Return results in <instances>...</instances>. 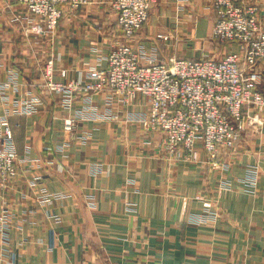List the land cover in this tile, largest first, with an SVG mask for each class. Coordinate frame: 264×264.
<instances>
[{
	"label": "crops",
	"instance_id": "1",
	"mask_svg": "<svg viewBox=\"0 0 264 264\" xmlns=\"http://www.w3.org/2000/svg\"><path fill=\"white\" fill-rule=\"evenodd\" d=\"M253 3L264 7V0H239ZM30 20L16 0H0V94L19 113L8 121L11 149L20 159L17 178L0 190V216L4 209L10 219L0 233V264H264V130L246 132L213 164L200 144L198 161L187 162L183 149L171 155L162 134L135 123L80 121L77 136L85 133L88 141H72L62 160L52 151L65 141L62 123L69 113L60 98H46L35 86L48 61L54 80L79 79L109 53L120 30L109 0L66 9L44 37L27 32ZM213 23L211 0H152L134 47L156 62L173 55L219 59L221 49L210 40ZM36 95L43 98L40 108L21 113V104ZM85 98L77 96L70 113ZM90 99L99 112L111 109L106 94ZM5 105L0 99V116ZM133 111L145 113L142 98ZM25 157L40 160L39 168ZM250 167L258 179L247 190ZM36 172L50 191L72 197L41 206L27 187ZM221 179L232 189L220 190Z\"/></svg>",
	"mask_w": 264,
	"mask_h": 264
},
{
	"label": "built area",
	"instance_id": "2",
	"mask_svg": "<svg viewBox=\"0 0 264 264\" xmlns=\"http://www.w3.org/2000/svg\"><path fill=\"white\" fill-rule=\"evenodd\" d=\"M16 1L33 22L27 32L39 37L56 30L66 9L77 10L86 3V0ZM109 2L120 30V37L109 53L88 65L79 79L72 80H54L52 61H48L41 82L35 86L46 98H60L69 113L62 123L65 141L52 152L65 160V151L72 141L82 144L88 141L85 133L77 136L80 121L135 123L143 130L162 134V146L168 153L183 149L186 161L194 163L199 159L197 144L214 164L222 152L234 150L246 132L263 134L264 7L239 4V0H211L214 23L210 40L221 49V57L185 59L173 55L164 62H156L143 56L133 43L148 20L152 0ZM103 61L105 67H101ZM5 88L8 85L1 87ZM96 94H106V105L117 110L99 112L90 103V97ZM79 95L86 97L85 105L70 113L73 100ZM138 98L144 100L146 111L134 116ZM0 99L6 104L0 116V190H6L18 176L16 163L20 160L11 149L13 133L8 117L19 113L7 107L8 99L2 93ZM42 104V96L36 95L21 104V113L37 111ZM22 161L31 162L27 157ZM38 161L30 164L36 162L39 168ZM56 169L63 171L60 164ZM257 172L254 167L248 169L247 190L255 188ZM44 178L36 172L27 180V187L41 206L49 207L72 197L69 192L50 191L44 186ZM232 186L228 179L219 182L220 190L228 191ZM50 219L60 222L57 215ZM9 220L3 209L0 233L4 234Z\"/></svg>",
	"mask_w": 264,
	"mask_h": 264
},
{
	"label": "rangeland",
	"instance_id": "3",
	"mask_svg": "<svg viewBox=\"0 0 264 264\" xmlns=\"http://www.w3.org/2000/svg\"><path fill=\"white\" fill-rule=\"evenodd\" d=\"M60 20H61V19H60ZM60 20H59V21H60ZM52 33H53V32H52ZM49 34H51V33H47V34L44 35V36H47V35H49ZM44 36H41V37H44ZM37 37H39V36H37ZM44 99H45V98H44Z\"/></svg>",
	"mask_w": 264,
	"mask_h": 264
},
{
	"label": "bare ground",
	"instance_id": "4",
	"mask_svg": "<svg viewBox=\"0 0 264 264\" xmlns=\"http://www.w3.org/2000/svg\"><path fill=\"white\" fill-rule=\"evenodd\" d=\"M150 13V12H149Z\"/></svg>",
	"mask_w": 264,
	"mask_h": 264
}]
</instances>
